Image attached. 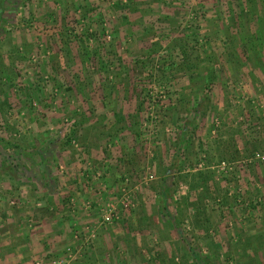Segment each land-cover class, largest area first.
Returning <instances> with one entry per match:
<instances>
[{
  "label": "rangeland",
  "instance_id": "obj_1",
  "mask_svg": "<svg viewBox=\"0 0 264 264\" xmlns=\"http://www.w3.org/2000/svg\"><path fill=\"white\" fill-rule=\"evenodd\" d=\"M1 8L0 262L264 264L256 156L264 157V0H5ZM130 61L142 70L127 77L137 88L140 153L112 173L107 156H85L101 143L77 121L88 99L76 88L121 91ZM38 136L49 138L53 191H72L53 210L65 218L51 231L39 224L48 208L33 207V183L20 174L29 156L14 154L38 146ZM61 227L48 258L34 243L18 261L8 254L17 235L31 232L35 242Z\"/></svg>",
  "mask_w": 264,
  "mask_h": 264
},
{
  "label": "crops",
  "instance_id": "obj_2",
  "mask_svg": "<svg viewBox=\"0 0 264 264\" xmlns=\"http://www.w3.org/2000/svg\"><path fill=\"white\" fill-rule=\"evenodd\" d=\"M147 54L145 53V56ZM119 59L124 60L121 57V55ZM132 60H133V65L135 66L137 62L134 61L133 56H131V61ZM131 61L129 63H126L125 65H122L120 68V74L118 75V77L121 78V80L123 81V84L120 87L121 91L116 90L117 85H115L112 88V85L110 84L109 87L111 88H108L106 86L104 87L100 86L99 88L100 91H98L97 93L95 88L98 85H95L96 86L95 87L93 85L94 82L87 83V85L84 88L83 86H77L76 88L77 94L80 95L84 94L88 99L86 101V104L83 105L84 107L82 108L84 112V114H82V119H79L77 121L78 123H80V125L83 126L85 125L83 129L84 130L85 128L87 129L88 132L87 137L90 136L89 139H92L96 143L97 142L99 144L101 143L99 146L96 145V143H92L93 145H96L95 149L94 148L91 149L92 145L90 144L87 145L84 149L86 155L85 154L84 155L91 158L94 161L100 159L101 156H107L110 159L109 162L111 164L110 169L112 173H115L116 169L119 170L118 169L119 165H116L117 163L123 161L125 165H128L134 160L135 156H137V154L140 153L138 151L139 149L138 140L140 139V135L137 132V128L134 126L137 124V119L135 117L136 113L133 109H131L132 99L137 98L135 96V91L137 88L136 85L132 87L127 84V80H128L127 77L132 75V78L134 77L136 78L140 76L142 70L138 74V71L136 70V68L133 67ZM140 64L142 63L140 62ZM79 70L80 69H77L73 72L76 73ZM78 106L79 104L76 105L75 103L74 105L71 104L69 108L73 113H74L73 109H76V115H78V111H77ZM85 108L87 109V111L85 110ZM104 128L106 129L104 130ZM99 135L101 141H97ZM38 138L40 139L41 137L38 136ZM41 139H43L44 141L38 143V146L34 145L32 147H27V148L18 147L17 150L14 152V154L18 156L22 155V157L26 154L27 156H29L30 163L28 165L26 164L19 165L20 169L24 171V172H20V174L25 173L24 174L25 177L29 176V178L27 179L28 183L30 182L33 183L32 185L34 188H32L31 191L29 192V197H28L29 199H34L32 202L33 207H37L39 206V204L42 203L41 205L44 206V210L48 208L47 212L49 211L50 213H45L41 215L42 219H40L39 224L42 225L41 227L43 230L51 231L52 229L51 227L53 226L54 223H58L57 225H60L62 219L65 218L62 215H57L55 213L52 214L53 210L59 211V208L63 209V207L61 206L62 203L59 205L61 207H57V204L58 202H60V199L63 198V195L64 196L68 195L72 193V191H71V186L68 184H66L62 189H60L58 186L55 185V187H57V190L61 192L58 193V191H53L54 185L51 183V180L49 179L50 177L49 172L51 168H49L50 165L45 162V158L48 157L47 154L50 152V149H47L45 147L47 143L46 140H48L49 138L42 137ZM108 140H110L112 144V145L110 144L111 146L107 145ZM47 144L49 145V143ZM168 154H170V152ZM13 167L15 168V166ZM69 167L73 169V167H75V164L73 163ZM16 171L17 170H15V173ZM164 176H165L164 174H160L161 181ZM15 177L17 180V174ZM66 179H68V182L72 181L71 178L69 179L67 177ZM161 184H164V181H162ZM163 192H164V187L163 185H160L159 195L161 196ZM58 194L60 196H58ZM55 230L56 231L52 232L51 235H49V237L46 236L50 233L46 232L44 234L46 236L42 240L40 239L35 242L33 241L34 239L31 237L34 234L31 232L27 234L17 235L19 236V239L21 241H18V245L17 244L13 245L11 253L8 254L14 256L17 259L16 261H18L21 257V252L25 251L26 249L28 251H33L34 249L33 243H34L38 245V250H41L40 252H43V255L48 258L51 253L58 251V249L61 247L64 238L63 227L59 228V230L57 229ZM20 236H28L29 238L27 241H25L24 237H20ZM0 264H9V263L6 261V259H4L3 261L0 262ZM17 264H22V263L18 261Z\"/></svg>",
  "mask_w": 264,
  "mask_h": 264
},
{
  "label": "built area",
  "instance_id": "obj_3",
  "mask_svg": "<svg viewBox=\"0 0 264 264\" xmlns=\"http://www.w3.org/2000/svg\"><path fill=\"white\" fill-rule=\"evenodd\" d=\"M256 156L260 159V160H263L264 159V157L263 156H260L259 157V155H257L256 154ZM222 165H223V163H221ZM112 210L110 209V207H108L107 208V212H105L103 215H102V222L103 223H109V222H111V218L113 217L112 216ZM90 236H93V235H90ZM67 251H68V249H66ZM57 264H61L62 262H64V260L63 259H59V260H56L55 261ZM53 264H54V262H53Z\"/></svg>",
  "mask_w": 264,
  "mask_h": 264
},
{
  "label": "trees",
  "instance_id": "obj_4",
  "mask_svg": "<svg viewBox=\"0 0 264 264\" xmlns=\"http://www.w3.org/2000/svg\"><path fill=\"white\" fill-rule=\"evenodd\" d=\"M5 2V0H0V19H1V14H2V4Z\"/></svg>",
  "mask_w": 264,
  "mask_h": 264
}]
</instances>
